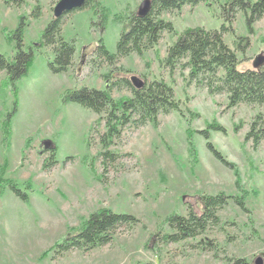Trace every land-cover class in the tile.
<instances>
[{"label":"rangeland","instance_id":"rangeland-1","mask_svg":"<svg viewBox=\"0 0 264 264\" xmlns=\"http://www.w3.org/2000/svg\"><path fill=\"white\" fill-rule=\"evenodd\" d=\"M57 1L23 0L15 7L0 0V54L8 59L14 55L11 34L22 15L29 16L23 45L28 48L36 43L53 17ZM96 1L95 7L74 11L65 18L62 36L74 39L77 49L70 70L51 73L47 66L51 52L42 48L35 53L26 75L15 82L17 111L11 120L9 145L2 142L0 130V169L4 167L0 176L19 185L30 181L32 187L28 202L7 187L0 193V264H227V257L244 258L253 264L257 257L264 260V140L254 148L244 139L249 124L264 106L242 103L227 108L225 93L210 94L206 87L188 82V69L181 64L172 73L159 64L167 47L185 29L219 30L223 23L219 5L227 0L211 1L210 7L204 3L183 5L180 10L162 13V18L172 22L176 35L162 33L152 50L119 60L117 66L129 71L128 78L135 75L143 80L146 75L147 80L162 79L169 84L184 116L178 112L159 114L156 126L148 123L126 128L110 146L120 158L105 173L100 160L90 165L92 156L101 150L95 130L102 133L103 122L93 126L96 114L64 103L61 96L67 89L82 86L109 88V66L91 69L87 62L100 36L95 8L106 12L101 38L113 53L121 30L128 29V14L137 13L143 0ZM37 5L39 14L31 18ZM232 28L235 35L226 33L223 41L234 49L236 36L248 37L244 53H237L241 60L238 70L252 69L254 57L264 55V15L253 24L252 34L240 12ZM111 96L118 100L130 93L113 88ZM12 107L13 95L1 72L0 118ZM213 121L226 132L209 131L208 141L234 169L216 160L205 146L207 140L197 133ZM44 140L51 141L52 147L45 148ZM54 147L57 162L44 169ZM67 157L70 160L66 162ZM217 193L242 196L247 211L229 200L217 212L218 226L209 227L193 240L157 245L156 234L164 229L169 215H185L187 205L199 213V197ZM100 208L131 214L138 222L119 229L110 243L93 250L60 253L53 249ZM197 241L214 245L217 254L192 247Z\"/></svg>","mask_w":264,"mask_h":264},{"label":"trees","instance_id":"trees-1","mask_svg":"<svg viewBox=\"0 0 264 264\" xmlns=\"http://www.w3.org/2000/svg\"><path fill=\"white\" fill-rule=\"evenodd\" d=\"M211 1L214 0H150V9L144 16H138L133 12L128 14V29L121 30L116 50L113 53L106 49L101 38L106 12L104 13L99 6L95 8L100 36L87 62L91 69H99L103 65L109 66L110 71L106 78H112L111 83L109 88L105 89L86 86L67 89L61 96L64 103L77 104L96 114L98 117L93 126L103 122L104 131L100 133L95 130L101 150L92 156L90 165L93 166L94 161L100 160L103 173L107 172L109 165L114 166L120 155L111 151L110 146L120 139L126 128L137 129L148 123L156 126L159 114L178 112L184 116L180 102L175 98L174 91L169 84L162 79L147 80L144 75L142 86L135 88L130 78L126 77L129 71L117 64L121 58L132 53L141 55L152 50L160 40L162 33L176 35L172 22L162 18V13L180 10L183 5L196 6L204 3L210 7L212 6ZM3 2L6 6L15 7H20L23 4V0H3ZM96 3V0H87L81 8L65 12L57 18L52 17L42 29L39 40L28 48L23 45V35L28 25L29 16L19 17L18 24L11 34V40L14 41V55L8 59L0 54V73H5L7 84L13 95L12 110L3 119L0 118V130L3 133L2 142H6L5 146L9 145L11 120L17 111L15 82L26 75L35 53L42 48H48L51 52L52 57L47 62L51 73L61 74L70 70L77 49L74 39L68 40L62 36L65 18L74 11L95 7ZM219 7L221 9L220 16L223 19L219 30H205L200 27L185 29L167 47L166 55L159 59V64L167 68L170 73L181 64L182 68L188 69V82H195L206 87L210 94L225 93L227 108L242 103L264 106V66L257 70H238L241 60L238 59L237 53H244L248 46V37L236 36L235 40L238 43L234 49H231L223 41L224 34L235 35L232 21L238 12L243 14L249 34H252L254 32L253 24L264 15V0H227ZM38 14L39 7L37 5L33 8L30 17L37 18ZM117 19L120 20L119 17ZM92 26L95 27L97 24L92 23ZM181 61L184 62L181 63ZM115 72H121V75L114 77ZM113 88L125 89L129 91L130 96L115 100L111 96ZM209 131L225 133V128L213 121L204 130L197 131V133L207 140L205 146L216 160L223 166L234 169L233 164L226 161L208 141ZM244 139L246 142L250 141L254 148L264 140V111L255 115ZM49 152L50 154L43 164L44 169L52 168L57 162L56 147L50 149ZM69 160L70 157L65 159L66 162ZM3 169L2 166L0 175L3 174ZM6 187L22 201L28 202V192L32 187L30 181L19 185L12 179H4L3 176H0V193ZM229 200H232L243 211H247L242 196H228L223 193L201 195L199 197L201 204L199 213L191 205H187L185 215L174 213L165 219L164 229L156 234L157 245L193 240L204 234L209 227L218 226L220 220L217 212L228 204ZM137 222L138 220L131 214L115 213L107 208H100L87 217L73 236L65 237L61 242L55 244L53 249L60 253L71 249L83 252L93 250L110 243L119 229L131 228ZM195 246L203 250L214 251V256L217 254L216 247L209 242L197 241L196 245L192 247L196 248ZM226 262L227 264H250L244 258L227 257Z\"/></svg>","mask_w":264,"mask_h":264},{"label":"water","instance_id":"water-1","mask_svg":"<svg viewBox=\"0 0 264 264\" xmlns=\"http://www.w3.org/2000/svg\"><path fill=\"white\" fill-rule=\"evenodd\" d=\"M87 0H58L55 6L53 7V17L57 18L61 16L63 13L68 12L70 10L81 8L84 6ZM150 0H143L137 9L138 16H144L150 9ZM252 69H259L264 66V55L259 54L252 60ZM130 81L135 88H140L142 86V80H140L137 76L132 75L130 77ZM43 145L45 148L52 147V143L49 140H44ZM264 260L262 257H257L253 264H263Z\"/></svg>","mask_w":264,"mask_h":264}]
</instances>
